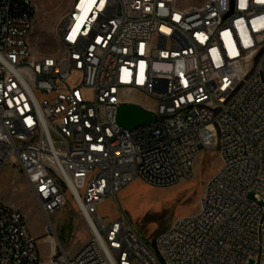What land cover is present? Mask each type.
Returning a JSON list of instances; mask_svg holds the SVG:
<instances>
[{"label": "built area", "instance_id": "obj_1", "mask_svg": "<svg viewBox=\"0 0 264 264\" xmlns=\"http://www.w3.org/2000/svg\"><path fill=\"white\" fill-rule=\"evenodd\" d=\"M32 0H0V173L47 218L75 199L89 239L41 251L0 192V264H264V0H72L59 52L37 55ZM149 124L126 128L123 105ZM202 147V148H201ZM219 150L196 214L153 242L101 206L135 179L172 186Z\"/></svg>", "mask_w": 264, "mask_h": 264}, {"label": "rangeland", "instance_id": "obj_2", "mask_svg": "<svg viewBox=\"0 0 264 264\" xmlns=\"http://www.w3.org/2000/svg\"><path fill=\"white\" fill-rule=\"evenodd\" d=\"M32 1L35 7V24L29 38L31 47L37 55L59 52L62 48L59 28L72 0ZM180 1L184 6H192L205 0ZM138 102L143 107L154 104L148 99ZM202 151L201 158L193 168V175L188 180L172 186L156 187L136 179L117 194V199H108L101 206L102 217L115 219L120 211H124L144 237L153 242L158 234L168 229L179 217L198 212L206 184L222 164L219 150ZM151 190L162 192L156 194ZM0 192L6 202L25 215L30 231L39 239L41 251L45 255L49 253L52 242L47 241V238L57 239L61 244L58 246L59 251L63 247L70 254L78 252L88 241L86 222L72 195H69L64 207L51 215L53 231L52 236L48 237L45 232L47 218L23 175L10 166L6 167L0 173Z\"/></svg>", "mask_w": 264, "mask_h": 264}, {"label": "water", "instance_id": "obj_3", "mask_svg": "<svg viewBox=\"0 0 264 264\" xmlns=\"http://www.w3.org/2000/svg\"><path fill=\"white\" fill-rule=\"evenodd\" d=\"M152 118L153 114L141 105H123L120 108L119 121L126 128L149 124Z\"/></svg>", "mask_w": 264, "mask_h": 264}, {"label": "bare ground", "instance_id": "obj_4", "mask_svg": "<svg viewBox=\"0 0 264 264\" xmlns=\"http://www.w3.org/2000/svg\"><path fill=\"white\" fill-rule=\"evenodd\" d=\"M195 1H198V0H195ZM203 151H200V153H199V155L197 156V158H196V161H195V163H194V167H195V165H197V162L199 161V159L201 158V154H203L202 153ZM221 167V166H220ZM220 169V168H219ZM136 180V179H135ZM134 181V180H133ZM132 181V182H133ZM186 181V180H185ZM182 182H184V181H182ZM147 184V183H146ZM149 185V184H148ZM151 192L152 193H160L161 194V192L162 191H159V190H154V191H152L151 190ZM203 196V195H202ZM201 201V200H200ZM77 204V203H76ZM200 205V204H199ZM78 206V205H77ZM79 209V208H78ZM197 212H195V213H193V214H196ZM193 214H190V215H193ZM184 216H188V215H184ZM184 216H181V217H184ZM181 217H179V218H181ZM52 235H50V236H48V237H51ZM47 241H52L50 244L52 245V248H55V247H57L58 245H61V244H59V242H58V240L57 239H53V238H47Z\"/></svg>", "mask_w": 264, "mask_h": 264}, {"label": "crops", "instance_id": "obj_5", "mask_svg": "<svg viewBox=\"0 0 264 264\" xmlns=\"http://www.w3.org/2000/svg\"><path fill=\"white\" fill-rule=\"evenodd\" d=\"M138 98H136V101H139V100H141V101L143 100L144 101L146 99L143 95H139Z\"/></svg>", "mask_w": 264, "mask_h": 264}]
</instances>
